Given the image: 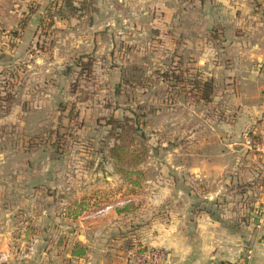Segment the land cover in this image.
I'll list each match as a JSON object with an SVG mask.
<instances>
[{"label":"rangeland","instance_id":"rangeland-1","mask_svg":"<svg viewBox=\"0 0 264 264\" xmlns=\"http://www.w3.org/2000/svg\"><path fill=\"white\" fill-rule=\"evenodd\" d=\"M224 1L90 0L71 15L63 0H0V264H68L76 245L83 264H163L141 197L160 173L197 205L214 190L222 204L264 195V164L233 163L239 85L220 17L240 5ZM207 79L212 99L196 100ZM116 142L146 147L137 184Z\"/></svg>","mask_w":264,"mask_h":264},{"label":"crops","instance_id":"crops-1","mask_svg":"<svg viewBox=\"0 0 264 264\" xmlns=\"http://www.w3.org/2000/svg\"><path fill=\"white\" fill-rule=\"evenodd\" d=\"M232 1L240 7L220 18L239 85L233 163L245 165L243 170L250 173L247 166L264 164V0ZM253 138H257L255 143ZM199 175L209 179L212 173L205 169ZM167 177L173 179L172 173H160L156 177L159 184L141 196L142 205L153 209L150 239L154 247L164 251L163 264H234L246 250L252 251L251 264H264V218L257 222L258 216H264V195L251 196L249 188L245 203L240 202L238 192L228 204H222L227 194L214 190L205 195V205H197L190 188H181L175 181L165 185ZM74 249H70L67 263L83 264V258L73 254ZM7 255L9 264H36L35 257L14 260Z\"/></svg>","mask_w":264,"mask_h":264},{"label":"trees","instance_id":"trees-1","mask_svg":"<svg viewBox=\"0 0 264 264\" xmlns=\"http://www.w3.org/2000/svg\"><path fill=\"white\" fill-rule=\"evenodd\" d=\"M90 0H82L80 1V7L76 5V0H63V7L65 9V12L75 15L77 14L78 10L80 9H87V3ZM80 8V9H79ZM129 79L127 78V81ZM193 88L195 89L196 94V100H204L205 102H208L212 99V94L214 92V84L212 80H198L194 82ZM137 124V128L134 127V123H129V121L121 122L120 120L111 117L109 122L113 124L112 129L115 131L116 134H118V127H121L122 132L123 131H134L136 134H138L140 137H144V134H139V120L134 119ZM111 156L116 162L117 170L122 174L125 181H128L132 184H137V179H134L135 176H141V171L136 169V165L143 162L147 157V151L145 146L141 147H129L127 144L123 142L114 143V145L110 148ZM137 178V177H136ZM140 178V177H139ZM73 254L75 256H82L84 254V250L79 245H76Z\"/></svg>","mask_w":264,"mask_h":264},{"label":"built area","instance_id":"built-area-1","mask_svg":"<svg viewBox=\"0 0 264 264\" xmlns=\"http://www.w3.org/2000/svg\"><path fill=\"white\" fill-rule=\"evenodd\" d=\"M251 253H249L242 261L237 264H251L249 258H251Z\"/></svg>","mask_w":264,"mask_h":264}]
</instances>
